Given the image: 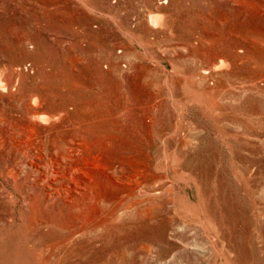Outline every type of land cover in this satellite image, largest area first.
I'll return each mask as SVG.
<instances>
[{
	"label": "rangeland",
	"instance_id": "obj_1",
	"mask_svg": "<svg viewBox=\"0 0 264 264\" xmlns=\"http://www.w3.org/2000/svg\"><path fill=\"white\" fill-rule=\"evenodd\" d=\"M11 72L16 116L72 102L83 187L38 216L0 172V264H264V0H0Z\"/></svg>",
	"mask_w": 264,
	"mask_h": 264
},
{
	"label": "bare ground",
	"instance_id": "obj_2",
	"mask_svg": "<svg viewBox=\"0 0 264 264\" xmlns=\"http://www.w3.org/2000/svg\"><path fill=\"white\" fill-rule=\"evenodd\" d=\"M155 18L162 19L159 15H156ZM14 76L15 73L11 72L5 78L0 77V94H2L3 90L12 86L19 87L18 79L15 81ZM30 94L31 101L26 104L20 116L14 114L12 110L13 103L10 100L0 98V172L11 178H8V186H4L6 188L4 192L7 196L13 195L11 196L13 199L16 194L12 191V187L19 184L23 189V197L27 205L36 204L34 215H38L37 209L40 205L43 204L45 207L51 205L63 192L65 194L72 193L71 197L77 198L82 193L83 182H80L79 177L75 174V172L82 169L77 162L70 163L66 168L61 166L62 160L72 157L71 150L75 144L72 136L77 135L75 132L76 128L70 123L72 122L71 118L66 121V116L69 113L67 106L72 102H66V106L61 109L47 111L42 110L40 106L44 102L46 94L36 88ZM68 130L73 133L67 135ZM42 166L48 171H45ZM139 185L140 183L135 187L139 188ZM62 200L64 202L62 205H70L71 203L66 197ZM136 200L137 203L134 206L128 205L126 207V209L132 208L131 214L139 210L140 205L138 203L142 200ZM39 201L42 203L37 205ZM123 213L124 211L121 214ZM118 216H115L110 221L102 220L97 222L95 226L100 227V232H109L110 227L114 226L113 220L118 218ZM45 221L63 225L61 220L53 216L45 218ZM31 225L33 226V224H28V227H31ZM94 227L81 228V232ZM77 231H80V229L75 227L69 232V237L64 239L61 247L64 253L69 248H74V242L71 241H73V234Z\"/></svg>",
	"mask_w": 264,
	"mask_h": 264
}]
</instances>
